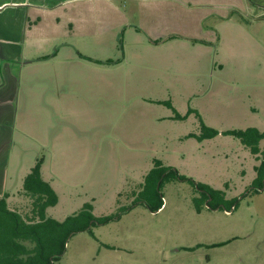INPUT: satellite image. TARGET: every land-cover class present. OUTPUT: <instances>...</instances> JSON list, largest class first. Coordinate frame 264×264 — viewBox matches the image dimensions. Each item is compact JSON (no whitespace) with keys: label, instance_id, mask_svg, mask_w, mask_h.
Listing matches in <instances>:
<instances>
[{"label":"rangeland","instance_id":"374dc122","mask_svg":"<svg viewBox=\"0 0 264 264\" xmlns=\"http://www.w3.org/2000/svg\"><path fill=\"white\" fill-rule=\"evenodd\" d=\"M141 1L166 10L28 6L5 188L41 159L48 216H114H84L53 264H264L263 158L225 133L264 130V0ZM156 164L184 179L146 182Z\"/></svg>","mask_w":264,"mask_h":264},{"label":"trees","instance_id":"16d2710c","mask_svg":"<svg viewBox=\"0 0 264 264\" xmlns=\"http://www.w3.org/2000/svg\"><path fill=\"white\" fill-rule=\"evenodd\" d=\"M202 129L205 131L206 137L218 133L203 125ZM225 133L238 138L252 154L262 156L263 161L258 168L257 178L253 180V184H259L264 178V148L260 149L259 147L260 140L264 138V130L247 128L245 130H228ZM41 162V159H37L23 178L20 190V196L24 200L22 203L11 207L6 201L7 195L0 196V264H53L62 254L70 233L88 228V224H83L79 222L80 220H85L86 217L97 224H103L114 217L113 215L93 217L89 212L81 211L78 214L80 217L78 223L73 226L70 221L75 216L68 217L64 221H57L48 216L47 209L54 206L57 199L49 183L41 177ZM158 166L159 164H156L149 171L146 182L153 177H155V181H158L162 173L164 174L158 188L163 181L174 178L184 179L178 176L173 169L167 167L162 169ZM190 183L193 184L192 181ZM196 186L202 193L201 201L211 195V191L206 186L202 184H196ZM254 187L260 189V186L254 185ZM162 204L161 200L156 206L146 203L152 212L158 210ZM194 205L196 211L200 212L202 209L200 205L196 202ZM91 224L93 225V223Z\"/></svg>","mask_w":264,"mask_h":264},{"label":"crops","instance_id":"0c3cea01","mask_svg":"<svg viewBox=\"0 0 264 264\" xmlns=\"http://www.w3.org/2000/svg\"><path fill=\"white\" fill-rule=\"evenodd\" d=\"M61 1L64 0H0V196L6 194V201L11 207L24 201L20 196V190L13 192L6 189L4 184L7 152L11 145L13 132L14 97L19 93L16 63L23 59L20 50L18 51V47L14 45L20 41L26 20L28 21L30 17L28 6H45L46 3ZM132 2L129 4V10L136 9L138 13L166 8L163 3L156 8L144 1H141L142 4L139 0H132ZM25 9L27 11L24 13ZM106 9L119 11L117 5L110 3L106 4Z\"/></svg>","mask_w":264,"mask_h":264},{"label":"flooded vegetation","instance_id":"af4514ba","mask_svg":"<svg viewBox=\"0 0 264 264\" xmlns=\"http://www.w3.org/2000/svg\"><path fill=\"white\" fill-rule=\"evenodd\" d=\"M204 206L206 209H209V210H214L217 208L216 205H213L212 203H210V201L208 200V197H207V200H205Z\"/></svg>","mask_w":264,"mask_h":264}]
</instances>
